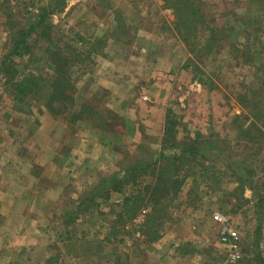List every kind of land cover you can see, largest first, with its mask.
<instances>
[{"label": "rangeland", "instance_id": "1", "mask_svg": "<svg viewBox=\"0 0 264 264\" xmlns=\"http://www.w3.org/2000/svg\"><path fill=\"white\" fill-rule=\"evenodd\" d=\"M53 1L59 0H0V65L6 54L7 32L3 24L8 12L17 14L15 20L24 25L29 17L40 14L43 6H55ZM203 1L208 17L216 19V25L210 22L209 26L218 27L226 20L232 24L234 18L252 20L251 40L264 58V0ZM61 6L63 9H56L50 17L54 24L52 37L60 39L62 45L70 43L83 51L105 38L104 53L115 60L92 54L91 60L74 68L77 109L88 104L101 113L94 114L100 121L87 118L72 124L69 118L75 109L56 116L41 103L20 104L28 113L18 111L10 103L2 104V113H13L14 118H3L0 127L6 133L13 129L12 142L16 147L0 140L5 153L0 164L2 169L7 168L5 173H12L11 182L5 181L1 192L19 194L17 181L22 180V172L28 168L31 171H25L24 181L30 177L38 183L34 190L29 186L30 201L35 200L30 205L33 211L26 214L29 200L22 204L12 201L7 202L5 215L0 214V264H236L238 260L232 258L229 244L221 241L223 224L217 219V212L223 213L228 225L237 230L242 256L254 250L264 258V140L248 144L245 138L239 139V128L233 119L237 114H241V119L245 117L244 100L249 99L244 98L253 90L256 92L252 98L264 96L260 84L264 80V62H249L250 52L242 47L247 43L246 31L238 39L241 51H233L222 41V48H215L213 54L199 46H192L195 53L186 46L189 53L185 54L175 42V15L165 0H65ZM170 18L171 24L167 22ZM238 24L240 29L245 28L243 22ZM141 25L154 32L160 28L165 31L167 36L157 41L165 58L176 61V68L171 67L163 75L152 72L150 78H145L146 72L138 69L144 61L137 63L136 58L126 57L128 44ZM77 34L86 41L78 40ZM43 41L38 46L45 45ZM186 56L194 58L200 70L190 67ZM48 64L49 60L44 59L37 66L49 69ZM180 65L182 70L175 72ZM2 76L0 72V95L8 98V90L3 93ZM156 79H165L164 87H157ZM169 107L182 117L180 138L195 137L197 133H203L204 138L212 136L210 142L214 145L203 147L213 149L212 154L220 151L235 164L226 169L221 183L210 181L212 188L201 185L200 199L194 206L183 203L174 209L173 220L163 230L162 238L150 242L141 234L148 208L141 209L124 229H112L115 211L121 209L125 195L114 192L104 198L109 187L105 179L137 160L154 158L161 149ZM110 112L120 115L121 121L113 119ZM149 115L150 127L146 121ZM161 115L162 130L156 127ZM109 120H113V126L107 124ZM18 152L25 161L16 163ZM239 166L250 167L253 173H238L245 184L241 189L231 176ZM191 182L190 179L186 183L176 204L183 202ZM55 187V191L51 190ZM20 189L23 190L21 186ZM234 189L237 196L230 193ZM92 191L98 192L101 208L88 200L76 210V205ZM16 206L19 210H15ZM70 211L75 220L68 226ZM257 238L260 244L256 247Z\"/></svg>", "mask_w": 264, "mask_h": 264}, {"label": "trees", "instance_id": "2", "mask_svg": "<svg viewBox=\"0 0 264 264\" xmlns=\"http://www.w3.org/2000/svg\"><path fill=\"white\" fill-rule=\"evenodd\" d=\"M62 1L65 0L53 1L55 2L53 7L43 6L40 14L29 17L30 20L24 25L15 20L17 14L8 12L6 15L4 23L7 32V40L4 43L6 54L0 65V72L3 73L2 77L5 80V89L13 97L14 106L20 112L28 113L20 104L41 103L56 116L69 114L75 109L72 117L69 118L72 124L87 118L100 121L95 118L94 114L99 113L98 115L101 116V113L88 104H83L82 110L77 109V84L73 73L76 66L91 60L92 54L105 55L104 47L107 45V39L96 40L85 51L70 43L62 45L60 39L55 40L52 37L54 24L50 17L56 9H63ZM165 2L174 11V30L180 40L188 48L190 47L189 50L192 51L190 53L194 52L192 46H199L206 49L208 54H213L216 52L215 48H219V50L222 48V41H225L233 51L234 48L236 51H241L239 45L242 43L238 39L246 31L245 40L247 43L242 44V47L244 51L250 52L249 62L254 64L257 59H263L264 62V58L260 56L257 49V44L251 40L252 20L242 21L239 18H234L232 24H228V20H226V23L212 27L209 26V23L212 22L216 25V19L214 16L208 17L204 9L206 3L203 0H165ZM236 15L238 14L236 13ZM240 22H243L244 29H240L241 25L238 24ZM77 35H79L78 40L86 41L84 36ZM42 39H45L43 41L45 45L38 46ZM39 47L40 49L37 50ZM44 59L49 60V69L37 66ZM190 62L188 64L190 67L200 70V66L194 58H191ZM262 67L264 68V66ZM260 84H262L261 87H264V80H261ZM254 92L256 90H253L249 97L244 98L249 99L244 100L247 112L245 117L241 119V114L233 117L239 128L238 138H245L248 144L264 140V96L252 98ZM84 113L87 116L84 117ZM110 115L114 117L113 119L121 121V116L115 112H110ZM109 121L111 122L107 124L113 126V120ZM181 127L182 117L169 107L165 117L161 149L154 153V158L146 161L137 160L134 164H129L130 166L128 165L126 169L122 168L121 172L105 179L109 187L104 198H110L114 192L125 195L121 209L115 211L117 217L111 223L114 231L119 228L124 229L141 209L148 208L145 222L141 226V234L147 237L150 242L158 241L162 238L165 227L172 222L174 209L180 208L183 203L189 207L194 206L195 202L200 199L199 188L201 185H204L205 188H212L210 181L213 184L221 183L227 172L226 169L234 166L235 163L229 157L221 155L220 151H217V154H212L213 149L203 147L205 144L214 145L210 142L212 136L209 139L204 138L203 133H197L195 137L180 138ZM252 148L253 146L249 147L250 150ZM222 167L224 170H221ZM238 173L249 176L253 173L250 167L239 166V170L238 168L234 170L231 176L235 182L240 183L241 189L245 184ZM190 179L192 184L186 197L182 200L183 202L176 204L184 186ZM128 188L130 189L129 193L127 192ZM230 193L238 195L236 189L231 190ZM98 195L97 191H92L85 200L76 205V210L88 200L101 208L100 201H97V198H100L97 197ZM81 211H86V208ZM72 213L69 212L66 222L68 226L75 220ZM70 232L68 231V233ZM119 241L124 242V239ZM257 244H260L258 238L256 247ZM236 264H264V258L260 251L254 253L253 250V252H247L245 256H242Z\"/></svg>", "mask_w": 264, "mask_h": 264}, {"label": "crops", "instance_id": "3", "mask_svg": "<svg viewBox=\"0 0 264 264\" xmlns=\"http://www.w3.org/2000/svg\"><path fill=\"white\" fill-rule=\"evenodd\" d=\"M162 10H163V8H162ZM2 19H3L2 14L0 13V23H1ZM172 21H173V18H170L169 20H167V22L169 24H171ZM173 33H174L173 36L175 38V42L176 43L178 42L177 47H179V50L181 52L182 51L185 52V54L189 53V51L187 52V50H186V45L179 39L177 34L174 32V30H173ZM166 36L167 35L165 34V31L161 28L159 29V31L154 32V31H152L146 27H142V25L137 26L136 34L134 36V40L132 43L128 44L130 49H129L128 54H126V57L127 58L128 57L136 58L137 63L138 62L141 63L142 61H144L141 63L142 66H138V69L142 68L143 71L146 72L145 74H147V76H145V78H148V77L150 78L149 74L152 72L161 73L163 75L162 72L169 71L171 69V67H172V69L177 67V66L175 67V65H177L175 60L170 59V58H165L166 53H164L161 50V46H159V43L157 41V38L158 39H161V38L164 39ZM103 57L111 58L112 61L115 60V57H113V56L110 57L108 53H106ZM151 57H152V59H151ZM163 58H165L164 61H163ZM186 58L188 60L189 56H186ZM160 64H161V66H160ZM110 65H112V64L110 63ZM117 65H119V64H117ZM143 66H144V68H143ZM181 66L182 65L178 66V68L175 70V72L182 70ZM183 69H184V67H183ZM106 71H108L110 73L109 70H106ZM141 79H143V78H141ZM156 80L157 81L155 84L157 85V87H159L160 84L162 87H164L162 84L165 83V81H166L165 79L164 80L156 79ZM115 81L116 80L114 79L113 82H115ZM117 83H119V81H117ZM153 86H154V84H153ZM2 88L4 90L3 93L6 92L4 84H3ZM114 88H115V84H114ZM161 94H162V91H161ZM167 96H168V93H166V97ZM10 97H11V95H10ZM10 99H9V94H8V98H7V96H5V94H4V96L0 95V125L3 123L2 122L3 118H4V120H10V121H12V119L14 118L13 113H11V114L6 113L5 114V113H2V111H1L2 104L7 105L10 103L12 106H14L15 102H14L13 97H11ZM152 108L155 109V104ZM146 121L147 122L149 121V127H150V125H152V118L150 115H149V118L146 119ZM163 123H164V116L161 115V117L159 119V124L156 127L162 130ZM149 127H147V128H149ZM13 138H14L13 129L10 132L6 133L5 130L0 127V140H4V141L7 140L8 142H11V144L13 143L12 145L14 147L16 144L14 145V142H12ZM2 143L3 142L0 143V163H1V159L3 158V156L5 154L3 148L1 147L3 145ZM16 150L18 151L17 148H16ZM15 155L17 156V158H16L17 160H15L16 163L21 162V161H25V159L21 158V156L19 155V152ZM27 160L29 161V158H27ZM2 167L3 166L0 164V188L1 189L4 188V182L5 181L11 182L10 177L12 174V173H9V171L5 173V171H7V168L2 169ZM29 167H31V165ZM26 170L28 172L31 171L29 168ZM26 170L24 169L22 172L23 174L21 173L23 175L22 180L19 179V181H17V184H16V187H18L20 190L19 194L18 193L13 194V195L11 193L6 194V193L1 192V189H0V214L5 215V206L8 207L7 202H12V201L14 202V204L17 202L22 204L25 202V200H29V205H28L29 209H28V212L26 214L28 215L30 210L33 211V208L30 207V205L35 200L33 199L32 201H30L29 186L32 188V190H34V189H36V187H37L36 183H38V182L36 179L34 180V179H31L30 177H28L29 180L24 181L23 178H24V173ZM28 172H27V176H29ZM10 185H11V183H10ZM19 185L22 187L23 190L20 189ZM25 185H27V190H24ZM56 189H57V187L52 188L51 190L55 191ZM25 192H28V194L25 195ZM34 197H36V196L34 195ZM16 207H15V210H19V207L18 206H16ZM16 214H19V213L16 212ZM9 215H11V212L9 213ZM23 215H25V213H23ZM33 217H35L34 214H33Z\"/></svg>", "mask_w": 264, "mask_h": 264}, {"label": "built area", "instance_id": "4", "mask_svg": "<svg viewBox=\"0 0 264 264\" xmlns=\"http://www.w3.org/2000/svg\"><path fill=\"white\" fill-rule=\"evenodd\" d=\"M147 99V97H145ZM217 219L223 224L222 231H221V241L223 243L229 244L231 248V256L234 260H239L241 259V253H240V248H239V234L237 230L234 228H231L228 225V219L227 217L221 213L217 212L216 213Z\"/></svg>", "mask_w": 264, "mask_h": 264}]
</instances>
